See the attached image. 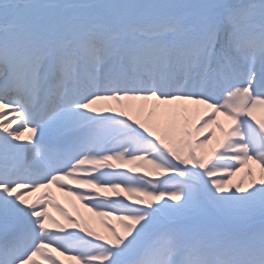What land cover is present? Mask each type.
I'll use <instances>...</instances> for the list:
<instances>
[{
  "label": "snow or ice",
  "instance_id": "snow-or-ice-1",
  "mask_svg": "<svg viewBox=\"0 0 264 264\" xmlns=\"http://www.w3.org/2000/svg\"><path fill=\"white\" fill-rule=\"evenodd\" d=\"M61 257L264 264V0H0V264Z\"/></svg>",
  "mask_w": 264,
  "mask_h": 264
},
{
  "label": "rangeland",
  "instance_id": "rangeland-1",
  "mask_svg": "<svg viewBox=\"0 0 264 264\" xmlns=\"http://www.w3.org/2000/svg\"><path fill=\"white\" fill-rule=\"evenodd\" d=\"M99 104L100 106L111 105L113 107H116V103L114 101H101L99 102ZM112 163H123L124 167L122 170H127V168L129 167H137L136 165L129 164L127 162L112 161ZM137 171L143 172L144 169L137 167ZM238 176L239 174H237V176L232 177L231 179L235 181L238 178ZM70 183L72 184L73 188L76 187V185L73 182H70ZM52 192L55 195L58 203L61 206H63V208L69 213V215H71L73 218H77L79 214L80 217L89 221V227L92 228V230L102 235H110L108 227L105 225V223H103V221L106 220L117 231L123 232L124 229L122 225L120 224V222L115 219V216H106V217L96 216L93 212L89 210V208L84 206L85 205L84 201H79V200H76V198L73 196L66 195L65 193L59 191L55 186L52 187ZM124 195L127 196V193H125ZM48 210L58 220H61V222H64V218L58 210H56L55 208H52L51 206H49ZM36 259H40V258L37 257ZM61 259L64 260V264H75L74 261L68 260L65 257H61Z\"/></svg>",
  "mask_w": 264,
  "mask_h": 264
}]
</instances>
